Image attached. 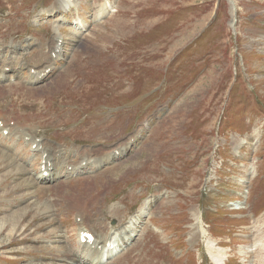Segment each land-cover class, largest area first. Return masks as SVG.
Masks as SVG:
<instances>
[{
  "label": "rangeland",
  "instance_id": "rangeland-1",
  "mask_svg": "<svg viewBox=\"0 0 264 264\" xmlns=\"http://www.w3.org/2000/svg\"><path fill=\"white\" fill-rule=\"evenodd\" d=\"M61 1L70 4L64 9ZM234 1L233 26L228 0H0V62L18 76L0 83V121L44 135L73 160L77 147L108 148L144 128L120 157L138 159L130 172L124 169L132 160L119 171L100 165V177L94 167L73 177L62 165L65 183L40 182L45 191L38 194L20 168L37 174L44 159L0 129L1 152L17 153L16 140L22 155L17 165L0 158V264H65L63 255L82 253L79 203L93 182L107 195L105 211L91 216L94 231L107 226L103 235L117 243L119 227L133 231V242L118 247L109 264H213L211 234L235 253L229 264H244L241 257L264 264V237L255 243L248 228L264 209V0ZM55 34L61 56L56 66L50 57L54 70L35 83L28 67L41 65L39 50L49 56ZM251 148L257 173L242 214L229 202L237 199V180L247 171L240 163L251 160ZM61 234L68 244L55 240Z\"/></svg>",
  "mask_w": 264,
  "mask_h": 264
},
{
  "label": "bare ground",
  "instance_id": "bare-ground-1",
  "mask_svg": "<svg viewBox=\"0 0 264 264\" xmlns=\"http://www.w3.org/2000/svg\"><path fill=\"white\" fill-rule=\"evenodd\" d=\"M56 3V2H55ZM60 5L62 6V8L66 9L67 6L70 4V2H64V1H61L59 2ZM57 5V4H56ZM72 5V4H71ZM74 7V6H73ZM78 7V6H77ZM80 7V6H79ZM72 8V7H71ZM104 9V8H103ZM107 10V9H106ZM233 10H234V7H232L231 9V14L233 15ZM52 11V10H51ZM103 11V10H102ZM102 13V12H101ZM11 15V14H10ZM57 20V19H56ZM57 29L59 30V32L61 33V25H58L57 26ZM60 40V36L59 34H55L54 38L51 40V47H54V49L57 47V41ZM40 43V42H39ZM39 45V44H38ZM1 47V46H0ZM28 46H23L21 47L22 50L25 51H29L27 48ZM18 49V46L14 47V49L12 51H14L15 53L18 52L17 51ZM37 56L39 58H41V60L39 61L41 63V68H37V69H34L33 71H35V73H37V75H39L42 71H44L45 69H48L50 66H51V58H50V55L49 56H46V54L44 53V51L41 49L38 51L37 53ZM5 61V60H4ZM54 61V60H53ZM5 63V62H4ZM10 63V62H9ZM2 63L0 62V83L2 82H5V81H2L3 79H10L12 77L11 74H8L6 70L8 69H4V65L2 66L1 65ZM8 65V64H7ZM13 65V64H12ZM39 65V64H38ZM18 74V73H16ZM37 75H34V74H30V77L32 78V81L37 83V82H42L45 77L43 78H38ZM17 79V78H16ZM43 79V80H42ZM7 83V82H6ZM14 83V82H13ZM12 83V84H13ZM17 83V82H15ZM16 85V84H15ZM16 87V86H15ZM12 89V88H11ZM15 89V88H14ZM11 95V94H10ZM15 95V94H14ZM6 96V94H5ZM16 105V104H15ZM20 105V104H19ZM11 106V105H10ZM14 106V105H13ZM5 107V106H4ZM8 107V106H7ZM12 107V106H11ZM126 107V106H125ZM15 109V107H14ZM74 109H72L73 111ZM12 111V109H11ZM9 111V112H11ZM26 111V110H25ZM84 111V110H83ZM120 111V109H119ZM6 112V111H5ZM8 112V113H9ZM23 112V111H22ZM80 112V111H79ZM126 112V111H125ZM16 113V112H15ZM111 113V112H110ZM118 113V112H117ZM10 114V113H9ZM4 115L3 112H0V116ZM8 115V114H6ZM5 115V116H6ZM26 115V114H25ZM30 115V113H29ZM79 115V114H78ZM28 116V115H27ZM105 116V115H104ZM124 116V115H122ZM17 117V116H16ZM19 117V116H18ZM17 117V118H18ZM75 117V116H74ZM78 117V116H77ZM76 117V118H77ZM116 117V116H115ZM10 118V117H9ZM81 118V117H79ZM78 118V119H79ZM121 118V117H120ZM13 120H16L14 118H11ZM74 119V118H72ZM118 119V118H117ZM10 120V119H9ZM12 120V121H13ZM111 119H106V123L108 124L109 127H112V123L110 122ZM116 120V119H115ZM114 120V121H115ZM121 120V119H119ZM203 120V119H202ZM21 121V120H20ZM85 121V120H84ZM87 121V120H86ZM17 122V121H16ZM15 122V123H16ZM24 122V121H23ZM27 122V121H26ZM70 123V121H69ZM88 123V122H87ZM104 123V122H103ZM114 123V122H113ZM74 124V123H73ZM177 124V123H176ZM80 125V124H79ZM99 125V124H98ZM184 125V124H183ZM17 126V125H16ZM107 126V125H106ZM81 127L82 124H81ZM96 127V125H95ZM98 127V126H97ZM119 127V126H118ZM75 128V127H74ZM77 128H78V125H77ZM80 128V127H79ZM84 128V127H83ZM86 128V127H85ZM84 128V129H85ZM88 128V127H87ZM5 129H8V134L9 135H13L16 136L18 135V138H15V139H19L20 137L24 138L26 140V142L28 143L27 145H30L31 146V150L33 149L32 145L35 144V143H38L36 145V149H35V152H38L40 153L39 155H41V159H44L43 160V166L41 168V170L39 172H37V174L35 175L31 172H29L30 170L28 169V167L24 166L23 168H20V172H26L27 174L26 175H29L27 176L26 180H28V183L30 184V186L33 188V190H31V192H37V194L39 192H42L45 191L44 188L40 187V182H43V183H48V182H52L54 183V185H59V184H62V183H65V179H63V173L62 171H59L60 170V167H62V165L65 167L66 164H68L69 166H72V169H68V168H65L66 172L70 175L71 173H75V172H80L82 170H84V168L86 167H94L96 172H99L97 175H99L101 172L105 171V170H100V165L102 164H105V163H108L109 166H107L106 168L107 169H113V170H117L119 165L121 164H127L129 163V161H133V163H130L131 165L124 169V173H128L130 172L134 167H133V164L138 161V159H135L134 157L132 158H127L125 159L126 161H123L120 163V157H124V155H126V151H127V148H128V145L130 144V142H135L138 137H140V133L143 132V129L142 128L140 131H138L137 133H133L132 135H129L128 138L126 139H121L119 142H116V144H114L113 146L110 145L107 147H100V148H96V147H92V148H82L80 149V147H77V152H78V157L76 160H73V159H70L73 155H70V153H67L65 152V150L67 149H64V147L60 146V145H57V144H53L49 141H46L44 138H40V139H37V137H43L42 135H39L37 134L36 132H33L31 133L30 135V131H25V132H22L21 134L17 133L16 131H19L20 129L17 127L15 128H11V127H8L7 125L3 124V128L1 130V132H3ZM95 129V128H94ZM105 129V127L103 128ZM110 129V128H109ZM76 130V129H75ZM80 130V129H79ZM86 130V129H85ZM84 130V131H85ZM91 130V128H90ZM96 130V129H95ZM108 130V129H107ZM111 130V129H110ZM109 130V131H110ZM89 131V129H88ZM93 131V130H91ZM102 131V130H101ZM79 132V131H78ZM86 132V131H85ZM96 133V132H95ZM98 133V132H97ZM96 133V134H97ZM123 132H120V134H122ZM125 133V132H124ZM95 134V135H96ZM114 134V133H113ZM117 134V133H116ZM119 134V135H120ZM100 135V134H99ZM102 135V134H101ZM28 136V137H26ZM75 136V134L73 135ZM111 136V135H110ZM121 136V135H120ZM88 137V136H87ZM91 137V136H90ZM98 137V136H97ZM100 137V136H99ZM12 138V137H11ZM89 138V137H88ZM87 138V140H89ZM101 138V137H100ZM104 138V137H103ZM114 138V137H113ZM80 139V137H79ZM95 139V138H94ZM108 138L104 139L107 141ZM78 140V139H77ZM81 140V139H80ZM86 140V138H85ZM17 141H20V140H17ZM23 141V140H22ZM24 142V141H23ZM76 142V141H75ZM98 142V141H97ZM113 142V141H112ZM113 144V143H112ZM21 144H19L18 142H16V140L12 143V146L16 149L17 153H15L14 155L12 154H9V153H4V152H1L0 150V153L2 155V158L3 160L5 161H9V164H12V165H17V161L16 159H18V155L20 157H22V155L20 154V146ZM26 145V144H25ZM78 145V144H77ZM179 147V146H178ZM178 152V151H177ZM46 154V156H44ZM49 159H47V158ZM76 157V156H75ZM51 162V168L49 167V164H46L47 162ZM114 161H116V163L112 164ZM131 161V162H132ZM26 162V161H25ZM85 162V166L84 168L82 167V163ZM112 164V165H111ZM62 169V168H61ZM64 169V168H63ZM120 169H118L119 171ZM48 172V175L46 176L45 175V172ZM108 171V170H107ZM106 171V172H107ZM122 171V170H121ZM104 172V174L106 173ZM112 172V171H111ZM101 175V174H100ZM99 175V177H100ZM112 175V174H111ZM120 175V174H118ZM96 174L92 175L91 177H95ZM122 176V175H121ZM103 177V176H102ZM113 178V177H112ZM98 179V178H97ZM105 179V178H104ZM78 178H70L69 180H66L67 182H75L77 181ZM110 180V179H109ZM105 181V180H104ZM117 181V180H116ZM100 182V181H99ZM115 183V182H114ZM104 184V183H103ZM101 185V184H100ZM109 185H112L111 183ZM97 184L95 182H93V185L91 187V193H90V196L88 199H86L84 202H81L79 203V208L81 210V215L82 216V220H81V225L85 224V227L86 229H82L81 230V225L79 226L80 227V230H81V233H79L80 235L83 236L84 233H93L94 236H95V240L94 241H91L89 239H86L84 241V243L82 242L81 240V243L79 244V246L82 248V253H79V254H74L75 256H73L72 258L71 257H68L66 258L65 256L66 255H63L62 257V260L65 262V264H109L108 262V259L112 256V255H115V250H118V247H121L122 245H128L134 238H133V233L131 234V232L133 231H130L129 228L127 226H123V227H119V230H120V238H121V243L118 242V239L119 238H115V240H112V237L111 236H104V232H105V227L108 228L107 226H104L102 227L101 226V229L97 232H94V226L93 223L91 222V216L94 217V215H96L98 212H104L105 209H104V206L103 205H100V202L101 201H104L105 200V197L107 195H105L103 192L105 191L100 189V188H97ZM105 186V185H104ZM106 188V186H105ZM110 189V188H109ZM107 191V190H106ZM103 193V196L101 195ZM28 195V194H27ZM34 196V194L32 195ZM49 199H47L48 201L51 202V204L53 203V200L51 197H48ZM108 200V199H107ZM106 201V200H105ZM146 204V202H144ZM142 204V203H141ZM144 205V204H142ZM142 205H140L142 207ZM140 207V208H141ZM144 207V206H143ZM96 208L98 209L97 212H96ZM47 209V208H46ZM119 208L117 207H114V212H119L118 211ZM142 211V210H140ZM143 213V212H142ZM52 214V213H51ZM71 214V212H69V215ZM102 214V213H101ZM92 217V218H93ZM131 219V218H129ZM131 221V220H130ZM116 221H113V223H115ZM138 222V221H137ZM136 222V223H137ZM17 224V223H16ZM20 224V222L18 223ZM17 224V226H18ZM131 224V223H130ZM132 225V224H131ZM134 225V224H133ZM115 226V225H114ZM137 226V225H136ZM135 227V226H134ZM16 228V227H15ZM114 228V227H113ZM115 229V228H114ZM132 229V228H131ZM138 229V228H137ZM117 230V231H119ZM135 232V231H134ZM33 233V232H32ZM207 234V231L206 229L202 228L201 230V235H206ZM137 235V234H136ZM144 235V234H143ZM115 236V235H114ZM119 236V235H118ZM116 237V236H115ZM207 241H208V253L210 254L209 256L213 258L214 260V263L215 264H223V260H226V257H227V254H226V251L223 249V248H217V246L215 245V241L214 239L210 236V237H207ZM13 239V238H12ZM17 240V238H16ZM55 240H60V241H63L65 242V244H68L67 242V238L65 235H60L58 237H56ZM12 242V241H11ZM18 242V241H17ZM133 242V241H132ZM120 245V246H119ZM34 247V246H33ZM34 249L38 250L39 248L38 247H34ZM123 248L120 249V251L122 250ZM80 252V251H79ZM69 253V252H68ZM211 258V259H212ZM74 260H78V261H74ZM107 261V262H106Z\"/></svg>",
  "mask_w": 264,
  "mask_h": 264
}]
</instances>
